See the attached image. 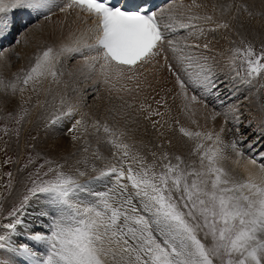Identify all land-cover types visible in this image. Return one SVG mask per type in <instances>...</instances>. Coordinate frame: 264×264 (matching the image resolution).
Wrapping results in <instances>:
<instances>
[{
	"label": "snow or ice",
	"instance_id": "obj_1",
	"mask_svg": "<svg viewBox=\"0 0 264 264\" xmlns=\"http://www.w3.org/2000/svg\"><path fill=\"white\" fill-rule=\"evenodd\" d=\"M253 89L264 0H0V264H264ZM36 117L70 148L21 143Z\"/></svg>",
	"mask_w": 264,
	"mask_h": 264
},
{
	"label": "rangeland",
	"instance_id": "obj_2",
	"mask_svg": "<svg viewBox=\"0 0 264 264\" xmlns=\"http://www.w3.org/2000/svg\"><path fill=\"white\" fill-rule=\"evenodd\" d=\"M249 38H252V37L249 36ZM255 43L259 47V43H260L259 39H255ZM221 47H227V44L224 43V42H222L221 43ZM16 50L20 51L22 53V56H26V55L28 56L31 53V51H32V49H30V47L29 48H25L23 45L17 46V49ZM72 63H73V61H69L67 64L69 66H71ZM14 65L15 66L11 69V71H16L18 68L21 67V60L19 62H15L14 61ZM163 75L166 78L171 79L170 77H167V73H164ZM83 85L84 84H80L79 86L82 87ZM167 86L168 87H171L172 85H171V83H169ZM256 87H259V85L257 84ZM101 92L104 93L103 91H101ZM251 92L253 93V96L256 97V99H257V95H259L260 101L261 102H264V90H261L259 93H256L255 92V89H253V90H251ZM115 102L117 103V101H115ZM115 102H113V101L111 103L110 102H107L109 104L105 106V109L103 108L102 109V112H98L97 111V108H96L97 101L95 103H93L91 100H89L88 103L91 105V108L90 109L86 108V110L85 109L84 110L85 111H92L93 114H95L96 116H98L99 115L98 113L102 114L103 111L105 113L106 109L109 108V105L112 106V104H114ZM8 107L11 108L12 105L10 104V105H8ZM107 115H108V112H107ZM98 117H100V116H98ZM201 121H203V120H201ZM3 123H4V121H0V126H2ZM46 132L47 133H50L49 134L50 136L48 138L49 139L48 140L49 143L47 145H45V144H41V143L38 142V150H42V151H45V152H49V154H52L53 153V155H55L57 152L60 153L59 151H61V149H62V153H63L64 151H66L67 149L70 148V145H68L69 144V141H68L67 137L64 136L63 130H54V129L45 130L41 126V122H40V120H39L38 117L34 118V122L32 124L25 126V131L23 132L22 137H21V143H23L25 139H28L30 137V135H37V136H39V134H46ZM62 139L64 141L63 144H62L64 146V148L63 147H61V148L59 147L60 150H57L58 149L57 147H56L57 149L54 148L55 147V144L54 143H58L59 144ZM5 140H8V143H9L8 154L9 155H13V158L15 159V156H14V152L16 150L15 138L14 137H12V138L5 137ZM0 145H3V141H0ZM42 145H45V146H42ZM51 146H52V149H50ZM54 150L56 151V153H55ZM102 150H104V149H102ZM174 151H177V150L174 149ZM179 153H181V152L179 151ZM2 159H4V156H3L2 153H0V160H2ZM5 170H8V168H5Z\"/></svg>",
	"mask_w": 264,
	"mask_h": 264
},
{
	"label": "bare ground",
	"instance_id": "obj_3",
	"mask_svg": "<svg viewBox=\"0 0 264 264\" xmlns=\"http://www.w3.org/2000/svg\"><path fill=\"white\" fill-rule=\"evenodd\" d=\"M249 2H254L256 5H257V8H259L260 6H261V4H262V0H249ZM69 24H71V18L69 19ZM45 31L46 32H50L51 31V26H48L47 28H45ZM66 33H67V29H65V35H66ZM61 38V33L59 32V31H57V32H55L54 33V35L52 36V39L49 41V42H53V41H56V40H59ZM30 49H32L31 47H30ZM27 62H28V56L26 55V56H22V59H21V66L22 65H26L27 64ZM69 62V61H68ZM67 62V63H68ZM67 67L69 68V69H71V68H74L75 67V63L73 62L72 63V65L71 66H69L68 64H67ZM7 74V73H6ZM85 85H83L82 87H84ZM100 95H101V99L100 100H97V105H96V108H97V111L98 112H102V109L104 108L105 109V106L106 105H108L109 103H107V102H109L108 101V99L106 98V96H105V94L104 93H100ZM244 95H248V96H250V99H251V104H250V106H252V107H254L255 106V104H256V97H254L253 96V93L251 92V91H242L241 92V94H240V98L242 99L243 98V96ZM113 102H115V100H113ZM116 103V102H115ZM117 103H118V101H117ZM109 107H111L110 105H109ZM86 110V109H85ZM101 110V111H100ZM92 112V111H91ZM97 112V113H98ZM93 113V112H92ZM99 115L98 116H100V117H106V116H108L109 115V113H108V115H107V111H105V113H104V111H103V113L102 114H100V113H98ZM104 114V115H103ZM95 115V114H94ZM103 115V116H102ZM106 115V116H105ZM201 123H203V121H201ZM219 124V121L217 122V125ZM50 133H47L46 132V134H39V143H41V144H45V145H47L49 142H48V138H49V135ZM66 139V138H65ZM57 141V140H56ZM55 142V141H54ZM59 142V141H58ZM63 139L61 140V142L58 144V143H54L55 144V147L54 148H56L57 150H60V148L61 147H63L64 148V146L62 145L63 144ZM45 145H42V146H45ZM68 145H70V143L68 144ZM175 145H176V147L174 148L175 150H177L178 152L180 151L182 154H184V153H186L187 151H188V148H189V146L188 145H186L183 141H180V140H177V141H175ZM60 147V148H59ZM50 149H52V146L50 147ZM173 149V150H174ZM55 151V150H54ZM53 152V151H52ZM60 153H62V149H61V151H59ZM49 153V152H48ZM55 153H56V151H55ZM53 154V153H52ZM56 154H58V152L56 153Z\"/></svg>",
	"mask_w": 264,
	"mask_h": 264
}]
</instances>
